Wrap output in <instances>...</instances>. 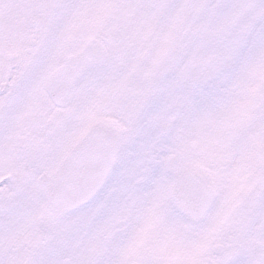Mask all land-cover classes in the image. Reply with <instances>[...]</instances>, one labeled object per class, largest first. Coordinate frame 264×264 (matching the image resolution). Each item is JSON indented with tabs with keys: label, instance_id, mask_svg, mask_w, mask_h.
<instances>
[{
	"label": "snow or ice",
	"instance_id": "1",
	"mask_svg": "<svg viewBox=\"0 0 264 264\" xmlns=\"http://www.w3.org/2000/svg\"><path fill=\"white\" fill-rule=\"evenodd\" d=\"M0 264H264V0H0Z\"/></svg>",
	"mask_w": 264,
	"mask_h": 264
}]
</instances>
